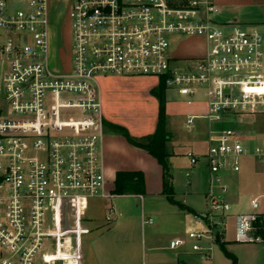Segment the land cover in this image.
Masks as SVG:
<instances>
[{"label": "built area", "instance_id": "2783aa9c", "mask_svg": "<svg viewBox=\"0 0 264 264\" xmlns=\"http://www.w3.org/2000/svg\"><path fill=\"white\" fill-rule=\"evenodd\" d=\"M55 1L0 0V264L79 262L76 232L89 198L115 195L107 189L103 144L99 76L107 74L155 75L189 105L206 99L207 110L187 114L185 125L209 122L208 208L170 247L190 243L203 261L212 259L227 240L232 209L225 173L253 157L264 174V141L251 145L253 136L224 126L238 113H264V26L219 21L214 0H68L71 66L54 72ZM181 35L205 43L195 63L174 52ZM186 156L194 165L201 160L193 149ZM259 197L236 214L235 241L264 244Z\"/></svg>", "mask_w": 264, "mask_h": 264}, {"label": "rangeland", "instance_id": "374dc122", "mask_svg": "<svg viewBox=\"0 0 264 264\" xmlns=\"http://www.w3.org/2000/svg\"><path fill=\"white\" fill-rule=\"evenodd\" d=\"M67 9L68 0L53 2L49 64L54 72L67 71L71 66V35ZM219 11H221L220 14ZM219 11L215 16L221 22L237 18V22L244 26L257 25L263 29L264 6L230 3L223 6V8L222 6L219 7ZM173 48L174 52L179 56L188 57L185 59L186 63L192 64L198 60L197 56H201L205 51V43L199 37L181 35L173 38ZM3 69V63L0 62V76ZM99 81L102 89L103 108L106 109L112 121L127 126L133 135H139L155 129L159 99L154 95L153 89L157 88L161 81L158 76L107 74L100 75ZM167 98L170 103L167 111L166 128L170 132L171 138L166 144L169 152V178L174 186V195L180 201L186 199L188 204H192L199 211H203L208 208L206 194L209 168L205 153L209 144L207 137L209 122L203 118H196L194 126L189 128L186 127L185 122L187 113L195 112V109L200 110L199 112H205L206 99L202 97L194 98L195 102L189 105L184 102V98L175 90L168 88ZM231 118L232 116L224 122L225 127L236 126L247 136H253L255 139L250 141L251 145L264 141V113H238L233 116V119ZM103 144L109 188H112V190L115 185L114 173L116 170L134 169L131 167H136L134 164L136 161H139L140 165L143 163L147 165L146 161L137 157L136 149H134L132 144L126 145V138L118 130L109 129ZM188 149H193L201 154L199 163L194 165L190 162L186 156ZM148 158L153 163L150 166L148 165V167H151V173H148V185L143 193V200L138 194L130 192L133 190H129L126 197L115 194L113 198H110L114 201L116 207L126 200L127 209L137 210L138 212L142 209V201H144V206H149L152 209H163L161 211L164 213H166L167 209L171 210L174 208L163 192V175L161 176L157 159L151 156ZM254 165L263 169L261 164L253 157H247L242 161L241 171H227L225 173V181L230 184V191L235 186H240L241 188L237 197L229 198L232 204L231 211L249 208L251 199L257 196H260V204L264 209V196L261 195L262 193L258 189L260 182H264V174L260 175V177L255 176V182L250 181V176L244 175L247 167ZM110 199L101 201L99 198H92L91 208L102 217L105 214V208L102 203ZM151 216L153 223L147 225L149 228L156 226H161L162 228L166 225H169V228H173L174 226L172 221L167 220L166 215L158 216L151 213ZM146 217L148 216L146 215ZM109 222L106 221V224ZM180 226L183 229H187L188 234L190 231L189 224L184 221L181 222ZM168 237L170 236L167 235ZM238 251L242 260H244V255L247 257L243 262L245 264H264V244H242L239 245ZM214 252L219 255V263L217 264H231V260L222 251L220 245L217 244L215 246ZM251 255L254 256V261L249 260Z\"/></svg>", "mask_w": 264, "mask_h": 264}, {"label": "crops", "instance_id": "0c3cea01", "mask_svg": "<svg viewBox=\"0 0 264 264\" xmlns=\"http://www.w3.org/2000/svg\"><path fill=\"white\" fill-rule=\"evenodd\" d=\"M214 1L219 7L222 6V8L223 6H226V4H230V3H235L239 5L255 4L259 6H264V0H214ZM220 13L221 11H219V14ZM231 21H237V18H234V20ZM223 22H228V21H223ZM125 76H129V75H125ZM169 103L170 101L168 99L167 111L169 110ZM204 107H205L204 111H206L207 110L206 104ZM197 110L198 109H195V112H189V113H198L200 111ZM104 113L105 115L107 114L105 117V121L107 123L105 128V135H107L109 129H112L110 123H116V122L111 120L105 108H104ZM116 124H121V123H116ZM154 130L151 129V131L149 132L142 133L136 136L152 133L154 132ZM104 140H105V136H104ZM127 144L130 143L126 140V145ZM133 147L134 149H136L135 152L138 155L137 157L139 159H143L144 161H146L147 165H145L144 163L140 165V163H138L139 161H136V163L134 162L136 167L132 166L131 168L141 169L144 171L146 177V187H147L148 173L149 172L151 173L150 171L151 167H148V165L150 166L153 163L152 160H150V158L148 157L150 156L154 157V156L149 154L145 149H142L135 145H133ZM104 157H105V150H104ZM105 165H106V161H105ZM158 165L162 176L163 170L159 162ZM118 170L115 171L114 178L116 177V172ZM244 172H246L244 175L250 176L249 177L250 181H254V182L256 179L255 176L260 177V175H263V169L255 165L249 168L247 167V169ZM106 176H107V189L114 193V189L112 190V188L111 189L109 188V178L107 172H106ZM260 184L258 189L262 193L264 191V182L261 181ZM113 187L115 188V185ZM240 189H241L240 186L233 187L228 195V198L237 197V194L239 193ZM114 194L121 197H126L128 195V194H117V193ZM92 198H99L101 201H103V199H110L113 197L89 198L86 208L84 210V215H82V221L79 226V233L76 232V234L79 235V241H80V248L78 253L79 262L74 260L66 263L60 262L57 264H217L219 263V255H217L215 252L212 259L203 261L200 257V254L191 248L190 243H187L186 245L177 248L170 247V241L173 238L178 236H183V237L187 236V229H183L180 226L181 222L186 221L189 224L190 227L189 230L195 228L197 225L194 214L196 212H199V210L195 208L192 204H188L186 199L181 201L186 206L184 208L176 203L171 202L167 198L174 208L171 210L167 209L166 213L162 212L163 209H157V208L152 209L149 206L148 207L144 206V201H142L141 211L138 212L137 210H132V209L128 210L126 207V200L122 201L121 205L116 207L114 201L110 199L109 201L106 200L105 203H102L103 207L105 208V214L102 217H100V215L91 208ZM177 200L180 201L179 199ZM111 207L115 208V211L112 215L113 218L109 223L106 224V221H108L107 216L110 214ZM250 207L247 209H242V210L239 209V210L231 211V213L228 216V230L226 232L227 240L224 245L230 252L234 253L237 256L238 264H245L243 262L247 258L244 255L243 256L244 260L241 259V255H239L240 253H238L239 245L250 244L251 242L243 243L234 240L236 214L241 211H247L250 209ZM261 209L264 210L262 207ZM151 213L156 214L158 216L166 215L167 220H170L174 223L173 228L172 227L169 228V225H166L165 227L162 228L161 226L149 228L147 225H150L151 223L143 224L142 222L143 216L147 215L148 217L152 218ZM104 216L106 217L104 218ZM167 235L170 237L167 238ZM219 245L222 248V245L221 244ZM222 251L224 252L223 248ZM249 260L254 261L255 260L254 256L252 255L249 256Z\"/></svg>", "mask_w": 264, "mask_h": 264}, {"label": "trees", "instance_id": "16d2710c", "mask_svg": "<svg viewBox=\"0 0 264 264\" xmlns=\"http://www.w3.org/2000/svg\"><path fill=\"white\" fill-rule=\"evenodd\" d=\"M154 95L159 99L158 118L154 132L144 134L141 136L133 135L130 130L121 124L110 123V126L115 130L120 131L126 140L137 147L145 149L149 154L154 156L163 170V192L167 198L181 207H186L184 203L178 201L174 197V186L170 181V168L168 163L169 152L167 150V141L171 138L170 132L166 128L167 120V85L164 80L161 79L157 88L153 89ZM105 121V126H106ZM114 193L127 194L134 192L137 194H143L146 188L145 173L141 169H120L116 172ZM222 243V248L225 254L231 259V264H238L237 256L230 252Z\"/></svg>", "mask_w": 264, "mask_h": 264}]
</instances>
